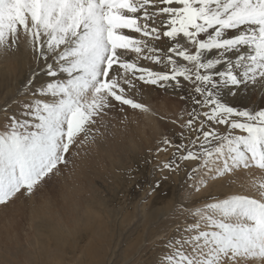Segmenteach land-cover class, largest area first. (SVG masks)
<instances>
[{"label": "snow or ice", "instance_id": "1", "mask_svg": "<svg viewBox=\"0 0 264 264\" xmlns=\"http://www.w3.org/2000/svg\"><path fill=\"white\" fill-rule=\"evenodd\" d=\"M21 36L49 80L34 87V73L19 112H9V104L0 109V205L31 195L117 103L121 110L148 111L128 96L137 79L177 89L181 78L195 85L200 99L194 102L207 110H193L187 121L199 135L191 141L195 151L176 145L186 150L181 159L202 160L218 176L264 169V108L231 106L220 92L230 87L235 95L241 86L264 84V0H0V54ZM161 37L170 42L166 52L149 43ZM140 59L163 60L168 70L140 66ZM209 124L230 131L205 130ZM258 191L260 199L231 195L197 209L195 223L184 230L189 235L169 242L165 264L264 261V184Z\"/></svg>", "mask_w": 264, "mask_h": 264}, {"label": "rangeland", "instance_id": "2", "mask_svg": "<svg viewBox=\"0 0 264 264\" xmlns=\"http://www.w3.org/2000/svg\"><path fill=\"white\" fill-rule=\"evenodd\" d=\"M158 48L166 52L163 46ZM42 65L23 36L12 50L0 54V109L9 104V112H19L30 98L25 76ZM47 80L46 70H39L34 87ZM189 86L183 83L178 94L172 86L137 79L128 94L143 92L139 103L143 100L147 106L148 98L151 107L165 115L185 107L182 115L150 122L143 116L145 111L130 106L121 110L117 103L107 116L97 118L87 139L85 134L77 138L66 155L67 163L59 165L31 195L19 194L9 204L0 205V264H165L172 251L169 242L189 235L184 230L195 223L197 209L231 195L260 199L264 169L240 167L218 176L202 160L180 158L186 150L178 151L176 145L195 151L191 141L199 135L186 122L193 110L201 114L207 110L195 104L200 96L195 85ZM220 92L231 106L264 108V84L260 82L241 86L235 95L230 89L229 100L222 88ZM248 93L249 105L234 101ZM165 118L177 124L184 121L183 134L171 132L168 125L173 122ZM4 119L5 113L0 112V124ZM198 126L199 120L194 124ZM213 127L220 134L230 131L226 125L213 124L205 130ZM233 134L241 133L236 130ZM165 139L172 145L164 144ZM169 163L174 164L172 169L164 167ZM240 264L264 261L248 259Z\"/></svg>", "mask_w": 264, "mask_h": 264}, {"label": "bare ground", "instance_id": "3", "mask_svg": "<svg viewBox=\"0 0 264 264\" xmlns=\"http://www.w3.org/2000/svg\"><path fill=\"white\" fill-rule=\"evenodd\" d=\"M158 19H163V17H159ZM161 31H163V29H161ZM161 40H163V41H161ZM160 42V43H159ZM149 43H151V44H154L157 48L158 47H161V46H163L165 49H166V51H167V49H168V47H170V42H169V40H168V38H166V37H161V39L159 40V41H149ZM164 51V50H163ZM134 55L135 54H133V57H134ZM229 56H232L233 54L232 53H229L228 54ZM177 59H179V58H177ZM138 63H139V65L140 66H143V67H147V68H150L151 70H153V71H167L168 69H167V67H168V65L166 64V62H162L161 64H156V63H154L153 61L152 62H146L145 61V59H144V61L142 60V59H140L139 61H138ZM154 63V64H153ZM45 69V66L44 65H42L41 67H40V69H32L31 71H29L28 73H27V75L25 76V79L27 78V80H28V78L30 77V76H32L34 73H35V79H36V73L39 71V70H44ZM181 80H182V84L184 83L185 84V87H188L189 86V83L188 82H186V81H183V79L181 78ZM26 81V80H25ZM192 85V84H191ZM190 85V86H191ZM171 86L173 87V91H175V92H177L178 93V91H176L177 90V88L175 87V85H174V83H172L171 84ZM189 86V87H190ZM193 86V85H192ZM191 86V87H192ZM147 88L148 87H146V88H144V89H146L147 90ZM151 88V87H150ZM22 89V88H21ZM230 89H232V88H230V87H224V88H222V91H223V94L224 95H226V97H225V99L227 100L228 99V93H229V91H230ZM131 90V89H130ZM133 90V89H132ZM168 90V89H167ZM22 91V90H21ZM143 92H141V94H142ZM231 93V92H230ZM259 93H261V91L259 92ZM141 94H140V92H136V90H133L132 92H130L129 94H128V96L130 97L131 95V97L132 98H134L135 100H137V102H139V100H141ZM178 94H180V93H178ZM153 95V94H152ZM143 96H145V95H143ZM236 97H238V96H236ZM241 97H244L245 99L244 100H239V98H241ZM144 98V97H143ZM146 98H147V96H146ZM145 98V99H146ZM149 98H150V96H149ZM249 99H250V94L248 93V94H246V97L242 94L240 97H238L237 98V100L235 99L234 101L235 102H237V103H243V102H245L247 105H249ZM169 100V99H168ZM229 100V99H228ZM149 100H148V98H147V100H146V102H147V106H146V104H145V106L147 107V109H148V111H145L146 113L145 114H143V116L145 117V118H147V117H149V121L150 122H153V120H157V119H159L160 117H173V116H175V115H177V116H181L182 115V111H184V108H183V110H181L180 108L178 109V107H176L177 108V110H175V108H174V110H173V113L172 114H169V113H171V112H169L167 115H165V114H162V113H160L159 112V110L155 107V108H152L151 107V105H150V102H148ZM152 101V100H151ZM172 101V100H171ZM240 101V102H239ZM141 102V101H140ZM144 101L142 100V102L141 103H143ZM169 102V101H168ZM234 102V103H235ZM158 103V102H157ZM174 103H175V101H174ZM173 103V104H174ZM178 103V102H177ZM177 103H175V104H177ZM185 103V102H184ZM168 104H170V103H168ZM182 104V103H181ZM181 104L179 105V106H181ZM150 106V107H149ZM184 105H182V107H183ZM169 107V106H168ZM169 109V108H168ZM172 109V108H171ZM133 110V109H132ZM131 110V111H132ZM179 110V111H178ZM141 111V110H140ZM160 111H162V110H160ZM107 116V115H106ZM128 116V115H127ZM147 116V117H146ZM141 118V117H140ZM175 118V117H174ZM110 119V118H109ZM109 119H107V120H109ZM180 119V118H179ZM103 120H106V119H103ZM146 120V119H145ZM163 120H166V121H171L170 120V118H165V119H163ZM187 120V119H186ZM144 121V119L142 120V122ZM106 122V121H105ZM141 122V121H140ZM171 122H173V121H171ZM161 123H162V121H161ZM176 123V124H175ZM187 123V122H186ZM175 124V125H174ZM105 125V124H104ZM160 125V124H159ZM168 125V124H167ZM105 126H107V125H105ZM170 128H171V132H173V133H176V134H183V127H185L184 126V121H182V122H180V123H178L177 124V122L176 121H174L173 122V125L172 126H170V125H168ZM167 127V126H166ZM160 128H162V127H160ZM163 129V128H162ZM165 129V128H164ZM163 129V130H164ZM154 130H156L155 129V126H154ZM168 130V129H167ZM166 130V131H167ZM141 131V134H144V132H145V130H144V132H142V129L140 130ZM165 131V130H164ZM129 132V131H128ZM158 132V131H157ZM166 133V132H165ZM163 134H164V132H163ZM178 135V136H179ZM197 137V136H196ZM153 140V139H152Z\"/></svg>", "mask_w": 264, "mask_h": 264}]
</instances>
